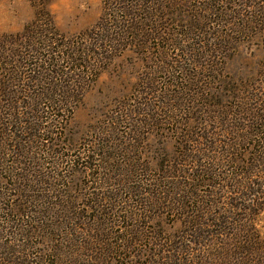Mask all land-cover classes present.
Wrapping results in <instances>:
<instances>
[{"label":"rangeland","instance_id":"obj_1","mask_svg":"<svg viewBox=\"0 0 264 264\" xmlns=\"http://www.w3.org/2000/svg\"><path fill=\"white\" fill-rule=\"evenodd\" d=\"M221 1L126 0L132 18L113 11L112 0H0L1 264H144L243 244L233 225L217 232L214 223L231 219H215V211L233 198L247 206L259 192L239 195L246 177L220 192L207 178L231 165L236 106L264 103V0ZM44 26L63 38L31 42L30 29ZM86 32L111 39L91 46L102 62L85 71L86 82L75 81L83 86L77 99L63 96L70 106L44 113L45 138L33 137L25 105L52 111L36 95L71 78L67 68L68 76L52 75L50 64L68 43L83 45ZM253 180L260 191V177ZM15 183L34 191L24 196ZM252 217L264 239V208ZM22 228L27 235H16Z\"/></svg>","mask_w":264,"mask_h":264},{"label":"trees","instance_id":"obj_2","mask_svg":"<svg viewBox=\"0 0 264 264\" xmlns=\"http://www.w3.org/2000/svg\"><path fill=\"white\" fill-rule=\"evenodd\" d=\"M112 1H114L113 11L114 9H116V11L118 10L119 12H122L123 14H125V16L130 15L133 18L131 14V10L133 8L129 5H125L126 0H112ZM218 1H219L218 3L220 2L222 3L221 0H218ZM133 6L135 7V4H133ZM212 10H217V8L216 9L210 8L208 12L212 14L213 13ZM262 11L264 12V9ZM262 11L260 8V12ZM105 32L112 34L111 32H108V31H105ZM90 33L91 32L80 34L81 36L85 35V38L84 37L82 38V41L83 42L85 41V43L79 47H77V45H74L75 42H72L71 44L68 43L67 45H65L66 50H63L65 51L64 53H62L63 56L59 55L58 53H54L55 51L52 49L53 51L52 55L58 54L55 57L57 58L62 57V58L59 62L57 61H53L52 63L49 62L51 63L50 65H53L54 68L50 70L48 69V70L52 72V75L56 74L59 77H63V75L65 74L68 76L67 73L69 71L65 72L63 69V68H67V69H71L72 76L71 78L64 77L61 80V83L65 82V83H68V85L65 86V83L61 86L56 85L55 88H51V90L50 88H47L37 93L36 95L37 98L40 99L38 102H36L38 106H41V104L44 103L43 100H49V104H50L49 107L52 108V111H53V108L55 107L56 108L55 111L53 112L52 111L48 112V110L44 111V107L33 109L31 104L30 105L24 104L25 106H28L30 108V112L27 113L29 115V118L35 120L33 121L35 127H32L31 125H29V129L33 130L34 132L32 133L33 137L45 138L44 135L39 134L40 128L38 127L40 125H43L44 123V118L46 117L44 113H48L50 116L51 115L57 116L56 111L64 110L65 108L70 106L71 104L67 105L65 102H63L62 100L63 96L72 98L71 99L72 101L74 97L77 99V95L78 97L81 95L83 86L80 89L77 88L75 81L86 82V79H85L86 74L88 76V72L96 70L98 68L97 63L102 62L101 61L102 52L95 51V49H92L91 46H94L97 49L99 46H102L103 42L110 41L111 39H108V36L105 34L104 35L105 38L103 40V36L99 35L98 33H95L97 38H92V40H90L89 38H91L92 36L90 35ZM49 34L53 35L54 37L58 36L59 39H55V38L53 39V37H51ZM27 37L29 38L31 42H34V41L36 42L37 41L36 38H41L42 41L48 42V43L54 40L58 41L63 38L58 31H56L55 29H46L45 26L44 28H40L39 30H35V31L33 29H30V34H28ZM86 37L88 38L86 39ZM116 40L118 42L120 41V39H116ZM72 41H76V40H72ZM31 42L29 43L30 45H33L31 47V52H35L33 53L35 54L33 58L35 57L38 60L39 55H36L37 53L36 49L35 50L32 49L35 45L32 44ZM77 43L78 41H76V44ZM111 46L115 48L113 44L110 45L109 48ZM41 58H44V56H42ZM43 61L45 62V60ZM38 66L39 64H37L35 68H32L31 71H35ZM85 71H88V72L85 73ZM37 72L39 73L40 76H44L45 74L42 71H37ZM35 80H37V78H34L33 76L29 77L30 82H33ZM53 96L55 97V100L51 99ZM21 107L22 105H20V102H19L17 106V111L20 110ZM46 108L48 109V106H46ZM261 115H264V103L260 104V103H255L254 101H249V103H244L243 105L236 106L232 114L231 121H230L231 138H230V142L227 143L230 150H227L226 152L228 153L225 154L226 157L229 158L227 160L228 161L227 164L231 162V165H228L227 171L225 172V174H223V172H219L216 175V172H214V176L216 180L213 179V176H211L213 181H211L210 178H207L210 180L213 186L214 184H216V189L219 190L220 192V190L224 189L223 186L227 187L228 185L227 182L230 183V180L232 177L233 179H235L233 181L237 182V186L240 185L239 179L241 178L245 179L246 177L248 179L247 184H246V191L244 193L243 190L239 189L240 187H238L239 195L247 194V193H250V195H254L255 192H259L258 196H254L252 198L251 203H248L247 206L241 205V202H238L240 206L237 205L238 203H236L235 199L233 198L231 199V201H227V202L223 201L224 206L222 205L219 206L218 211H215V212H218L214 215L215 219L221 218L220 217L221 215L226 218L229 217V219H231L230 221L227 220L228 226H225L219 223H214V225L218 227L217 232L222 233L225 228L228 227L230 229V225H233L234 228L231 229L232 232L233 230H235L233 234H236V235L241 234V237L243 239V244L242 245L234 244L232 247H224L226 244H222L216 247H209L210 250H202V251L197 250L194 253L185 251L184 254L180 253V250H179L178 251L179 254H177L176 258H174V256H170L169 259L162 258L160 260L151 261V262L144 263V264H264V239H261L262 237L259 236V232L257 231L255 224L252 221V218H253L252 216L258 215V213L264 208V133H263L264 132V120L262 122L257 123V119L261 121V118H260ZM244 117H246V123L241 121V118H244ZM15 119L16 120L19 119V121H21L19 117H15ZM36 121H40V123H35ZM56 122L58 123V121ZM56 122L53 123L50 127H48V130H47L48 134L55 133V129L57 130V128L59 127L55 125ZM250 122L252 123L251 125H250ZM262 124H263V132H258V130L261 131ZM244 126H248L249 129L251 126V128L258 133L254 135H251L252 133H254V131L250 132V134L245 133ZM49 154H51L50 157H53L52 154L54 153L47 152L48 156ZM247 159L249 161L248 163L246 162ZM130 171L131 170L129 169V172ZM141 171L143 172L142 169H138L136 173L140 175ZM127 174L128 175L131 174L132 176L134 175L132 171L131 173H127ZM252 177L253 178L260 177L259 182H257L258 186L260 185V191H258V189L253 188L254 180ZM123 179H124V176H123ZM42 180L44 184L47 183L46 176H43ZM248 181L251 184L248 183ZM15 184L17 187L19 186L20 194H22L23 192L28 193V192L34 191V189L30 187V185H26V184L20 185L17 183ZM232 191L235 192L236 190L233 189ZM128 192L129 194L131 195L133 194L134 196H137L136 194H138L134 192L132 193V191H128ZM24 196L26 195L24 194ZM109 197L110 196H107L108 199L107 201H105L106 203H110V200L113 201L112 197L110 198ZM33 199H36V198H33ZM206 201L207 200L201 199L200 203H204ZM212 202H216L218 204V201H212ZM202 209H204V207H202ZM246 210H247V213H246ZM237 211H239L241 215V219H239L238 214L236 213ZM193 217L195 219L198 218V216H195V215ZM36 218L33 220L35 224L37 223ZM241 220L243 221L242 224L240 223ZM31 228L33 227L31 226ZM25 230L26 229L22 228L19 232H16L17 233L16 235L18 236L27 235V233L25 232H28V231L27 230L25 231ZM243 230L244 232L241 233V231ZM13 234L15 233L13 232ZM29 236L33 237V235L30 233H29ZM120 239L126 240L124 238H120ZM10 253L11 252L9 251V254Z\"/></svg>","mask_w":264,"mask_h":264}]
</instances>
